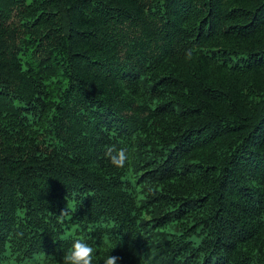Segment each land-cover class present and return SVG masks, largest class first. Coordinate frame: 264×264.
<instances>
[{"label":"trees","instance_id":"16d2710c","mask_svg":"<svg viewBox=\"0 0 264 264\" xmlns=\"http://www.w3.org/2000/svg\"><path fill=\"white\" fill-rule=\"evenodd\" d=\"M75 239L264 264V0H0V262Z\"/></svg>","mask_w":264,"mask_h":264},{"label":"clouds","instance_id":"9594fccd","mask_svg":"<svg viewBox=\"0 0 264 264\" xmlns=\"http://www.w3.org/2000/svg\"><path fill=\"white\" fill-rule=\"evenodd\" d=\"M104 155L116 168H124L130 159L127 148L117 149L114 145L106 146ZM64 216L65 210H62L59 218L63 219ZM94 255L95 249L91 245L84 240L75 239L69 250L64 254L62 264H93ZM121 259V257L110 255L105 258L104 264H118Z\"/></svg>","mask_w":264,"mask_h":264},{"label":"rangeland","instance_id":"374dc122","mask_svg":"<svg viewBox=\"0 0 264 264\" xmlns=\"http://www.w3.org/2000/svg\"><path fill=\"white\" fill-rule=\"evenodd\" d=\"M0 264H18V263H15V261H9V260H3L0 262ZM20 264V263H19ZM22 264H30L28 261L22 263Z\"/></svg>","mask_w":264,"mask_h":264}]
</instances>
